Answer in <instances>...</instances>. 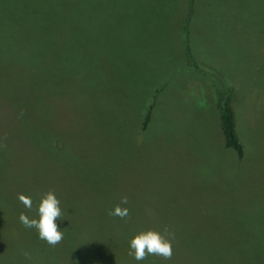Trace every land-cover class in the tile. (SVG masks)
<instances>
[{
    "label": "rangeland",
    "instance_id": "1",
    "mask_svg": "<svg viewBox=\"0 0 264 264\" xmlns=\"http://www.w3.org/2000/svg\"><path fill=\"white\" fill-rule=\"evenodd\" d=\"M211 85L235 103L244 162L220 142V113L189 114L198 131L172 132L166 108L134 172L121 144L154 97L175 111L197 92L210 111ZM49 190L64 211L54 247L18 220ZM121 196L126 219L108 215ZM164 199L174 211L161 212ZM165 226L171 258L140 264H264V0H0V264H137L128 239Z\"/></svg>",
    "mask_w": 264,
    "mask_h": 264
},
{
    "label": "crops",
    "instance_id": "2",
    "mask_svg": "<svg viewBox=\"0 0 264 264\" xmlns=\"http://www.w3.org/2000/svg\"><path fill=\"white\" fill-rule=\"evenodd\" d=\"M191 16L192 15H187V16L183 15V18H182V25L184 27H186L188 31L191 29ZM187 64H188V61H187ZM186 78L192 80V82H190V85H194V84L197 83V81L192 79L190 76H186ZM154 88H155V84L153 82H152L151 85L149 84V89L148 90H149L150 93L154 90ZM185 92L186 93L184 94V96L177 102V104H175V106H176L175 109H174L175 111H173L174 104L172 105V104L169 103L168 95L160 94L158 97L155 96L154 97L155 100H154V102L152 103V105L149 108L148 120L145 123L144 127L142 125L143 124V122H142L143 119L139 118L137 127H135V133L136 134L132 135V137H131V139H133V144H121V157H123V155H125V154H127L128 157H130L131 154H132L133 157H134L133 162L132 163L129 162V163H131L133 165L134 172H135V170H136V172L139 170V160L136 159L138 152L140 150L146 149V145H148V144H142V141L143 140L150 141L152 139H155L152 136L153 131H154L153 126L155 125V123H158L160 125L161 123L157 122V121L164 120V119H158L157 118V120L155 122V119L152 118L153 115H154V111L155 110H157L158 114L162 113L164 116H166V113H163L162 111H164L167 108L168 114H169V118H170V121H168V122L170 123V130L172 132L187 133L189 131V132H192V133H196L198 131V125H196L198 123L196 121H194L192 118L187 117L189 114H191L193 117H198V116H203L204 117L206 115H212L213 114L215 116V119L216 118L218 119L219 113L221 111V102H220L221 100L219 99L218 95L216 96L215 89H214V87L212 85L209 86V87H206L205 89H203L201 91V94L209 93L210 95H212L211 99H212V104L213 105H212L210 111H207L204 108V106L201 107L199 105L200 102L198 104H196L194 102V101L198 100V98L195 95H197L199 93L191 92V91H185ZM171 96L173 98H175L174 95H171ZM178 96H180V95H178ZM237 97H238V95L233 97V102H235L237 100ZM240 97L243 98V99L245 98L244 96H240ZM204 99L205 98L202 96V99L200 101H204ZM245 100H247V97L245 98ZM234 108H235V103L233 105V121H234L235 132L237 134L239 125H238V123L236 125V120H235L236 112H235ZM236 111H237V108H236ZM164 116H161L160 118H163ZM165 120H166V118H165ZM222 133L223 132L220 133V131L218 129V137L220 139L221 144H224V147L229 151L230 154L233 153L235 155V160L238 161V163H243L244 162L243 160L245 158V151L242 148V144H241V153L238 154L237 151L234 152L233 150H231V148H233V147L227 146L225 144V139H223ZM183 141H186V139H185L184 136H181L178 143L183 142ZM179 145H181V144H179ZM170 146L171 145L168 144V148ZM153 156H154V154L152 153L146 158L147 163L150 161V164L153 165ZM142 163H143V170L144 171H143L141 180L143 182V185H145V184L151 183L152 182V178H146L145 177V174H146V171H147V168L145 166L146 163L144 161H142ZM135 180L139 181L137 177H136ZM142 186L140 185V187H137L136 190L137 191L142 190ZM169 189L173 190L172 192H176L177 191V190H174L172 187H168V188H165L163 190L167 191ZM197 192H200V191L194 188V190L192 191V194H195ZM167 193H170V192H167ZM135 194L139 195V196H143L140 193H135ZM173 198H175V199H173L172 201H168V203L177 204L176 200H177L178 196L174 195ZM168 203L164 199L163 204L165 205V208L161 209V212L174 211L173 209H170L168 207ZM175 210H176L175 212H181L180 210H177V209H175ZM143 211H151V210H148V209L144 210L143 209ZM190 211H193V210H188V212H190Z\"/></svg>",
    "mask_w": 264,
    "mask_h": 264
},
{
    "label": "clouds",
    "instance_id": "3",
    "mask_svg": "<svg viewBox=\"0 0 264 264\" xmlns=\"http://www.w3.org/2000/svg\"><path fill=\"white\" fill-rule=\"evenodd\" d=\"M17 200L30 211L33 209V197L24 193H17ZM128 197L121 196L120 203L114 205L108 211L109 216L126 219L129 216ZM64 211L56 194L49 190L44 192L35 201V214L29 216L21 212L18 220L28 229H35L37 238L46 242L49 246L57 245L63 238L62 230H59L57 219H63ZM168 233L167 236L164 233ZM174 234L165 226L163 231L148 228L141 229L132 234L128 239V255L137 264L144 261L147 256H158L168 260L172 256V239ZM26 257L29 256L25 252Z\"/></svg>",
    "mask_w": 264,
    "mask_h": 264
},
{
    "label": "trees",
    "instance_id": "4",
    "mask_svg": "<svg viewBox=\"0 0 264 264\" xmlns=\"http://www.w3.org/2000/svg\"><path fill=\"white\" fill-rule=\"evenodd\" d=\"M220 119H221V129L224 135L225 144L227 146L233 147L238 154L241 153V144L237 137L234 127L233 121V112L230 108L229 101L225 100L222 102L221 105V112H220ZM148 120V113L145 116L143 121V127Z\"/></svg>",
    "mask_w": 264,
    "mask_h": 264
}]
</instances>
